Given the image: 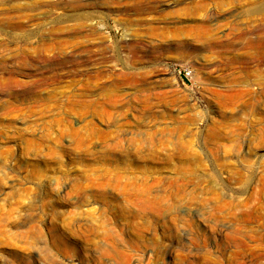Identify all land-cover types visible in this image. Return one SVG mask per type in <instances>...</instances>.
<instances>
[{
  "label": "rangeland",
  "instance_id": "rangeland-1",
  "mask_svg": "<svg viewBox=\"0 0 264 264\" xmlns=\"http://www.w3.org/2000/svg\"><path fill=\"white\" fill-rule=\"evenodd\" d=\"M248 248L264 264V0H0V264Z\"/></svg>",
  "mask_w": 264,
  "mask_h": 264
},
{
  "label": "bare ground",
  "instance_id": "bare-ground-1",
  "mask_svg": "<svg viewBox=\"0 0 264 264\" xmlns=\"http://www.w3.org/2000/svg\"><path fill=\"white\" fill-rule=\"evenodd\" d=\"M248 256H252L253 259H258L259 253L256 252V250L253 248L245 249L244 252L239 256V259L237 260V262L240 264H247L248 263V260H247Z\"/></svg>",
  "mask_w": 264,
  "mask_h": 264
}]
</instances>
